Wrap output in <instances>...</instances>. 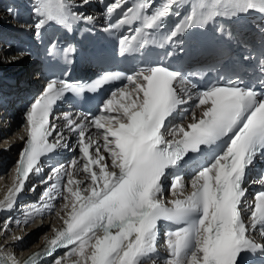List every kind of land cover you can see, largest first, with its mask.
<instances>
[{
    "label": "snow or ice",
    "instance_id": "1",
    "mask_svg": "<svg viewBox=\"0 0 264 264\" xmlns=\"http://www.w3.org/2000/svg\"><path fill=\"white\" fill-rule=\"evenodd\" d=\"M93 3L103 5L102 31L115 34L118 56L132 67L87 82L54 76L29 102L13 180L0 199V214L9 213L0 233L49 215L61 224L22 260L0 243V264H251L254 256L264 264V167L257 171L264 165V0H31L34 23L22 26L43 42L52 28L95 25L85 11ZM244 18L256 21L249 32L224 23ZM209 27L229 50L243 49L230 70L207 79L208 72L165 62ZM57 44L53 35L47 55L71 64L77 49ZM156 49L163 57L152 60ZM106 89L99 114H56L70 97ZM70 149L79 155L45 175V164ZM41 185L36 202L18 206ZM166 190L176 198L165 199ZM23 239L12 234L11 244Z\"/></svg>",
    "mask_w": 264,
    "mask_h": 264
},
{
    "label": "bare ground",
    "instance_id": "2",
    "mask_svg": "<svg viewBox=\"0 0 264 264\" xmlns=\"http://www.w3.org/2000/svg\"><path fill=\"white\" fill-rule=\"evenodd\" d=\"M94 4H96V3H94ZM85 10L88 14L95 13L94 15L97 18H98V16L102 17L104 15L103 10L99 6H97L95 11H89L88 7ZM1 11L2 10H1V5H0V19H1L0 21H2V20L7 21V19H10L9 15L6 14V12L2 13ZM7 28H9V26H4V25L0 26V32L4 31ZM8 53L13 54L9 51H7V52L1 51L0 52V61H3L1 63H3L4 65L8 64V62H7L8 60L6 61V59L4 57H11ZM23 63H26V61H24ZM11 70H13V69H11ZM17 136H18V134H14L10 138H8L7 141L4 142L5 145L1 144L2 147H0V148L5 149L9 145H11V147L8 151H3L2 153H0V166H1V164H4L5 162L7 163L8 160L13 156V154L17 150V146L15 144L11 143L12 141H10L12 139H15V141H16ZM5 146H7V147H5ZM7 164H10V163H7ZM7 172H8L7 177L4 174L0 175L1 176L0 177V199L3 198L4 194L7 191V188L9 187V183L11 182L10 181L11 180L10 179L11 171L9 172V170H7ZM80 178H83V177H80ZM25 198H28V197H25ZM4 217L5 216H3V217L1 216L0 223L2 221V218H4ZM55 219H56V217H54L53 215L52 216L49 215V216H47L46 219L40 220V221H42V223L39 222V223L33 225V227H29L28 230L23 233V236H24L33 230L32 235H36L35 239L33 241H31L29 239L27 241L22 240L17 245L13 246L11 244V235H12V233H11L12 231H11L7 235L0 233V243L7 245L6 250L13 252L17 256V258L20 259L24 255H26V254L36 250L37 248L41 247L44 243L45 237L51 236L52 233H51L50 229L52 227H59L60 226V224H61L60 220L58 219V221H56Z\"/></svg>",
    "mask_w": 264,
    "mask_h": 264
},
{
    "label": "rangeland",
    "instance_id": "3",
    "mask_svg": "<svg viewBox=\"0 0 264 264\" xmlns=\"http://www.w3.org/2000/svg\"><path fill=\"white\" fill-rule=\"evenodd\" d=\"M9 54V53H8ZM10 56H11V58H13V54H9ZM5 59H6V61L7 60H9L10 59V57H4ZM11 60V59H10ZM9 163V162H8ZM3 174L4 175H7L6 174V171H7V168H4L3 170ZM1 177V176H0ZM37 221L36 220H34L27 228H23L22 226H20V227H18V226H13L12 228H11V233L12 234H15V235H22L23 236V233L25 232V231H27L28 230V228L29 227H33V225L36 223ZM40 223H42V221H40ZM44 223V222H43ZM37 224V223H36ZM33 234V230L32 231H30L27 235H24V239L23 240H25V241H27L28 239L29 240H31V241H33L34 239H35V236L36 235H32ZM62 255V254H61ZM49 264H50V261H49Z\"/></svg>",
    "mask_w": 264,
    "mask_h": 264
}]
</instances>
